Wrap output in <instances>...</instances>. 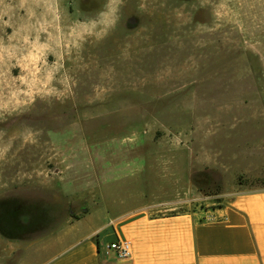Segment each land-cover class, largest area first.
Returning a JSON list of instances; mask_svg holds the SVG:
<instances>
[{"label":"rangeland","instance_id":"obj_1","mask_svg":"<svg viewBox=\"0 0 264 264\" xmlns=\"http://www.w3.org/2000/svg\"><path fill=\"white\" fill-rule=\"evenodd\" d=\"M258 189L264 0H0V264Z\"/></svg>","mask_w":264,"mask_h":264},{"label":"crops","instance_id":"obj_2","mask_svg":"<svg viewBox=\"0 0 264 264\" xmlns=\"http://www.w3.org/2000/svg\"><path fill=\"white\" fill-rule=\"evenodd\" d=\"M170 202L168 210L154 214L145 205L109 216L111 237L97 229L78 235L69 228L31 253L40 264H264V189L236 193L223 204L203 207ZM154 207V208H153ZM127 241L130 253L117 257L108 247ZM40 256V257H39Z\"/></svg>","mask_w":264,"mask_h":264},{"label":"built area","instance_id":"obj_3","mask_svg":"<svg viewBox=\"0 0 264 264\" xmlns=\"http://www.w3.org/2000/svg\"><path fill=\"white\" fill-rule=\"evenodd\" d=\"M108 247L120 258L127 257L130 253V246L127 241L114 240L109 243Z\"/></svg>","mask_w":264,"mask_h":264}]
</instances>
